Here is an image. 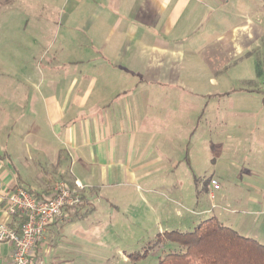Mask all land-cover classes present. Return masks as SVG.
Instances as JSON below:
<instances>
[{"label": "crops", "instance_id": "0c3cea01", "mask_svg": "<svg viewBox=\"0 0 264 264\" xmlns=\"http://www.w3.org/2000/svg\"><path fill=\"white\" fill-rule=\"evenodd\" d=\"M48 14L49 31L33 25L42 53L19 71L24 87L0 93V223L21 225L5 212L16 188L44 197L58 181L85 187L81 204L63 210L38 244L45 264L65 261L56 254L65 251L63 227L87 219L101 196L119 206L113 195L161 172L153 164L180 138L184 106L193 109L195 89L185 83H200L264 36L249 21L228 37V0H63ZM248 195L239 207L260 208ZM11 251L0 244V264Z\"/></svg>", "mask_w": 264, "mask_h": 264}, {"label": "rangeland", "instance_id": "374dc122", "mask_svg": "<svg viewBox=\"0 0 264 264\" xmlns=\"http://www.w3.org/2000/svg\"><path fill=\"white\" fill-rule=\"evenodd\" d=\"M62 2L0 0V93L24 87L19 71L32 70L42 53L33 45V25L40 20L49 31L48 12ZM259 5V0H228V37L249 21L264 28L254 12ZM248 45L228 63L210 67L200 83H185L195 89L193 109L184 106L180 138L153 164L163 166L161 172L122 196L112 194L119 206L101 196L87 219L64 226L65 251L56 254L65 261L50 258L49 264H157L178 248L168 242L155 246L158 234L190 232L210 217L225 226L233 223L239 235L264 246V36ZM149 182L150 195L144 194ZM247 195L259 200L260 208L239 207Z\"/></svg>", "mask_w": 264, "mask_h": 264}, {"label": "built area", "instance_id": "2783aa9c", "mask_svg": "<svg viewBox=\"0 0 264 264\" xmlns=\"http://www.w3.org/2000/svg\"><path fill=\"white\" fill-rule=\"evenodd\" d=\"M214 190H218L215 180H210ZM84 186L73 182L70 188L66 182H56L49 194L37 198L25 188H16L6 198V215L23 220L18 229H10L0 223V244L11 247V257L6 264H45L36 254L50 225L60 217L65 209L78 207Z\"/></svg>", "mask_w": 264, "mask_h": 264}, {"label": "trees", "instance_id": "16d2710c", "mask_svg": "<svg viewBox=\"0 0 264 264\" xmlns=\"http://www.w3.org/2000/svg\"><path fill=\"white\" fill-rule=\"evenodd\" d=\"M260 1L264 9V0ZM68 186L73 188V184ZM164 242L178 248L159 259L157 264H264V246L239 235L216 217L200 221L190 232L160 233L154 245Z\"/></svg>", "mask_w": 264, "mask_h": 264}]
</instances>
